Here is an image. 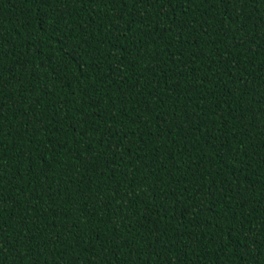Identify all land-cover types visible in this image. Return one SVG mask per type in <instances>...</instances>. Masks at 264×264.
<instances>
[{"label":"trees","instance_id":"obj_1","mask_svg":"<svg viewBox=\"0 0 264 264\" xmlns=\"http://www.w3.org/2000/svg\"><path fill=\"white\" fill-rule=\"evenodd\" d=\"M0 264L264 261V0H0Z\"/></svg>","mask_w":264,"mask_h":264},{"label":"snow or ice","instance_id":"obj_2","mask_svg":"<svg viewBox=\"0 0 264 264\" xmlns=\"http://www.w3.org/2000/svg\"><path fill=\"white\" fill-rule=\"evenodd\" d=\"M2 79V77H0ZM256 264H264V261H261L259 257H257Z\"/></svg>","mask_w":264,"mask_h":264}]
</instances>
